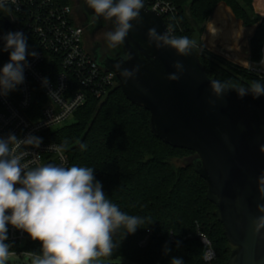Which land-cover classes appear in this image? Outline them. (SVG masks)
<instances>
[{"label":"trees","instance_id":"16d2710c","mask_svg":"<svg viewBox=\"0 0 264 264\" xmlns=\"http://www.w3.org/2000/svg\"><path fill=\"white\" fill-rule=\"evenodd\" d=\"M170 1L177 13L170 18L164 16L168 28L177 37L193 40L184 13V7L191 4L202 43L200 59L212 80L246 88L253 81L264 83L263 76L215 53L204 43L215 9L224 4L241 22L243 30L257 26L250 40V58L254 64H260L264 47V0ZM150 118L151 113L131 102L118 85L101 102L90 97L72 122L49 133L48 139L66 150L69 167L94 168L95 178L103 185L107 198L121 211L152 221L124 238V230H119L113 235L118 247L111 256L100 258L122 259L126 264H170L173 257L182 258L185 264H226L234 246L217 216V205L208 197V182L196 169V152L173 147L157 137ZM81 144L87 145L86 150H81ZM199 233L212 242L217 253L214 261H205ZM165 246L169 249L167 254Z\"/></svg>","mask_w":264,"mask_h":264},{"label":"water","instance_id":"95a60500","mask_svg":"<svg viewBox=\"0 0 264 264\" xmlns=\"http://www.w3.org/2000/svg\"><path fill=\"white\" fill-rule=\"evenodd\" d=\"M143 3L142 20L133 22L134 29L125 43L108 48L105 54L94 51L91 55L115 73L131 102L151 113L150 124L157 137L173 147L196 152V169L208 182V197L217 205V216L234 246L226 264H264V230L253 234L254 219L264 215L257 211V205L264 204L258 191L259 178L264 176V96L253 99L249 94L240 98L234 89L243 86L229 85L232 89L217 98L200 59L202 43L191 4L184 7V13L196 47L189 56L182 57L174 49H157L149 42L150 28L163 33L168 26L163 15ZM78 7L89 24L97 28L106 24L84 0H78ZM113 26L110 22L111 29ZM129 56L131 59H127ZM176 61L183 64L184 72L179 80L170 81L167 76L176 72ZM117 62L122 63L121 69L140 65V70L125 84L114 68Z\"/></svg>","mask_w":264,"mask_h":264},{"label":"clouds","instance_id":"9594fccd","mask_svg":"<svg viewBox=\"0 0 264 264\" xmlns=\"http://www.w3.org/2000/svg\"><path fill=\"white\" fill-rule=\"evenodd\" d=\"M99 19L110 21L114 26L105 31L103 38L107 47L115 49L125 43L134 29L133 22L140 23L143 0H84ZM9 3L19 10L17 0H0V9L9 11ZM169 27L158 33L150 28L147 37L157 49L171 48L176 54L187 57L196 47V41L187 36L177 37ZM2 51L9 52V62L0 68V95L24 82V70L29 67L27 57H37L36 51H29L28 38L23 32H7L0 35ZM131 59V57H127ZM121 62L114 68L119 71L123 82L134 79L140 70L136 65L131 70L121 69ZM175 73L167 79L177 81L184 72V66L176 61ZM47 84V78H44ZM212 93L221 97L228 90L227 82L211 80ZM238 97L251 95L253 99L264 96V83L253 81L248 88H235ZM215 104L214 100L209 101ZM40 137L29 135L20 139L16 134L0 136V264H6L12 253L8 240V225L26 232L41 245L40 254H32L31 264H98L102 256H111L118 247L113 235L123 229V238L134 234L142 225L152 221L147 217L129 215L107 198L103 185L95 178L92 167H71L45 164L30 167L34 161L23 162L28 152L18 151L21 145L39 148ZM66 143V142H65ZM62 151L63 146L50 145V149ZM81 150L87 145L81 144ZM258 191L264 199V176L259 178ZM257 211L264 214V204L257 205ZM253 234L264 230V215L253 221ZM169 249L165 246V254ZM170 264H185L182 258L173 257Z\"/></svg>","mask_w":264,"mask_h":264},{"label":"built area","instance_id":"2783aa9c","mask_svg":"<svg viewBox=\"0 0 264 264\" xmlns=\"http://www.w3.org/2000/svg\"><path fill=\"white\" fill-rule=\"evenodd\" d=\"M70 1L17 0L19 10L11 3L9 11L0 9V35L9 31L23 32L28 38L29 51L38 54L27 57L29 67L24 70V82L6 95H0V136L14 133L20 139L29 135L42 139L39 148L21 145L18 150L29 153L23 162L34 161L30 167L49 163L69 167L70 159L64 148L62 151L50 149V145H61L50 141L49 133L73 121L90 97L101 102L119 85L115 73L103 68L85 49L84 29L76 22ZM144 1L163 17L170 18L177 13L170 0ZM2 47L0 40V49ZM9 52L0 50V68L9 62ZM258 65L250 58L247 68L264 77ZM198 237L204 245L205 261H214L217 253L212 242L203 233ZM146 242L147 238L142 244ZM5 243L11 244L10 256L33 258V253L41 252L39 241L12 225H8Z\"/></svg>","mask_w":264,"mask_h":264},{"label":"rangeland","instance_id":"374dc122","mask_svg":"<svg viewBox=\"0 0 264 264\" xmlns=\"http://www.w3.org/2000/svg\"><path fill=\"white\" fill-rule=\"evenodd\" d=\"M70 3L74 6V8L76 7V0H71L70 1ZM264 7V6H263ZM215 12V11H214ZM227 12H225V10L223 9V8H218V10H217V12H216V14H215V16L214 15H212V18H211V20H210V22L208 23V25H207V29H206V32H205V34H204V43H205V45L210 49V50H212V51H214L215 53H218V54H220V55H222V56H224V57H226L227 59H229V60H231V61H233V62H235L236 64H239V65H242V66H246V67H248L249 65H250V59H249V63L248 64H242V63H240V62H238V61H236L235 59H233L232 57H230V56H227L225 53H223L222 51L224 50V48H223V46H222V44H220V43H218L217 42V45H212L211 43H210V35H211V32H212V30H213V28H214V26H215V23H214V19L215 18H217V17H220L221 15H224V14H226ZM262 13L264 14V8L262 9ZM229 16H230V14L229 13H227ZM213 16H214V18H213ZM233 19V18H232ZM77 20V19H76ZM77 23H79L80 24V22L77 20L76 21ZM233 23L235 24V25H239L240 26V33H241V35L239 36L240 37V39H242V38H244V42H245V44H244V47L246 48V47H248L249 46V44H250V40L251 39H249L250 38V36L254 33V31H255V29H257V26H252V27H249V28H247L246 30H243L242 29V27H241V22L239 21V20H235V19H233ZM221 31H222V33H225L226 31H227V27H221ZM84 37V36H83ZM239 37H237V38H239ZM85 38V37H84ZM83 38V40H84V47H85V49L87 50V52H89L90 54H91V52L87 49V47H86V45H85V39ZM237 38H235L234 40H233V42L237 39ZM250 46H251V44H250ZM241 48V47H240ZM222 49V50H221ZM220 50V51H219ZM240 51L244 54V56H245V53H244V51L242 50V49H240ZM239 52V51H238ZM243 57V56H242ZM252 65V64H251ZM257 65V64H256ZM257 67H259V68H261L263 71H264V62H262L261 64H259ZM70 122H72V120H70ZM65 124H63L62 126H64ZM61 126V127H62ZM31 261H32V258H30V257H28V256H10L9 258H8V260L6 261V264H31ZM107 262H109V263H119V264H121V263H127L126 261H124V260H122V259H117V260H104V259H101V258H99V260H98V264H102V263H107Z\"/></svg>","mask_w":264,"mask_h":264},{"label":"bare ground","instance_id":"6f19581e","mask_svg":"<svg viewBox=\"0 0 264 264\" xmlns=\"http://www.w3.org/2000/svg\"><path fill=\"white\" fill-rule=\"evenodd\" d=\"M214 23L215 26L211 32L209 39L210 43L212 45H217V42L222 44V46L224 47V50L222 51L223 53L242 64H248L249 61L247 60V58L242 57V55L238 52L235 43L233 42L235 38L241 35L239 25H235L233 23V19L227 13L215 18ZM221 27H227V31L225 33H221ZM222 34L224 40L220 39V36Z\"/></svg>","mask_w":264,"mask_h":264},{"label":"flooded vegetation","instance_id":"af4514ba","mask_svg":"<svg viewBox=\"0 0 264 264\" xmlns=\"http://www.w3.org/2000/svg\"><path fill=\"white\" fill-rule=\"evenodd\" d=\"M74 15L76 19L82 24L84 29V39L87 49L93 53L94 51L101 54L109 52L106 41L103 38L105 31L111 30L110 21H107L104 26L97 28L93 24L87 22L85 13L82 12L78 7V0H76V7L74 8Z\"/></svg>","mask_w":264,"mask_h":264},{"label":"crops","instance_id":"0c3cea01","mask_svg":"<svg viewBox=\"0 0 264 264\" xmlns=\"http://www.w3.org/2000/svg\"><path fill=\"white\" fill-rule=\"evenodd\" d=\"M223 8L224 10H225V12H227V13H229L230 14V16H231V18H233V19H235L234 17H233V15H232V13H231V11L224 5V4H220V5H218L217 6V8L215 9V12L213 13V15L215 16V14H216V12H217V10H218V8ZM214 16H213V18H214ZM236 20V19H235ZM239 29H240V26H239ZM241 31V30H240ZM222 33V32H221ZM252 36V35H251ZM250 36V37H251ZM220 39L221 40H224L223 39V34L220 36ZM250 39V38H249ZM234 43H235V46H236V48H237V50L239 51V53L243 56V57H245V58H247V60L249 61V59H250V55H251V46H250V44H249V46L248 47H244V44H245V42H244V38H242V39H240V37L239 38H237L235 41H234ZM241 47V48H240ZM224 48V47H223ZM240 49H242L243 51H244V53H245V56H244V54L240 51Z\"/></svg>","mask_w":264,"mask_h":264}]
</instances>
